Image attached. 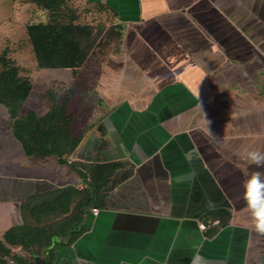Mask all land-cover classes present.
<instances>
[{"label": "crops", "instance_id": "1", "mask_svg": "<svg viewBox=\"0 0 264 264\" xmlns=\"http://www.w3.org/2000/svg\"><path fill=\"white\" fill-rule=\"evenodd\" d=\"M84 1L124 22L94 81L99 123L57 149L0 102V238L34 230L47 264H264L242 199L264 172L246 159L264 153V0ZM48 12L0 0V70L6 56L27 77ZM35 83L20 113L42 117Z\"/></svg>", "mask_w": 264, "mask_h": 264}, {"label": "rangeland", "instance_id": "2", "mask_svg": "<svg viewBox=\"0 0 264 264\" xmlns=\"http://www.w3.org/2000/svg\"><path fill=\"white\" fill-rule=\"evenodd\" d=\"M46 16V23L60 20L61 23L89 26L92 33L89 54L85 63L77 69H40L30 61V55H35L30 41L31 44L24 49L27 60H24L23 72L32 85L38 75L42 76V80L34 86V94L38 97L32 96L30 105H42L48 111L42 117L35 111L28 113H34L31 117L15 111V118L19 122L28 119L35 126L47 129V133L54 125H60L68 136L74 134L75 139L82 138L85 131L99 123L103 106L94 89V81L105 58L119 50L124 22L105 5H90L84 0H70L59 12L49 11ZM34 236L35 231L30 230L24 238L13 237L15 243L0 238V264H33V253H36L37 247Z\"/></svg>", "mask_w": 264, "mask_h": 264}, {"label": "trees", "instance_id": "3", "mask_svg": "<svg viewBox=\"0 0 264 264\" xmlns=\"http://www.w3.org/2000/svg\"><path fill=\"white\" fill-rule=\"evenodd\" d=\"M34 2L48 11L56 13L67 6L70 0H34ZM91 34L89 26L61 23L60 20L56 23H34L28 26V35L33 45L38 68L40 69H77L81 67L89 54ZM1 63L0 102L11 107L13 115H16L15 111H21L33 85L29 78L19 75L20 68L9 61L6 56L1 58ZM33 114L30 113L26 116L31 117ZM19 126L23 127L29 136L34 135L33 133L43 135L47 141L44 143L45 146L47 143L51 145L52 142L57 149L64 148L67 146V137H69L70 146L74 142L71 141V136H68L60 125H54L53 129L48 133L46 132L47 129L35 126L28 119L19 122ZM80 140L81 137L76 139L73 146H78ZM6 240L10 243H15L12 241L11 236L7 235Z\"/></svg>", "mask_w": 264, "mask_h": 264}, {"label": "clouds", "instance_id": "4", "mask_svg": "<svg viewBox=\"0 0 264 264\" xmlns=\"http://www.w3.org/2000/svg\"><path fill=\"white\" fill-rule=\"evenodd\" d=\"M246 159L251 164L264 167V153L260 151L246 152ZM242 187L244 189L242 199L251 212L254 230L259 236H264V172H253L250 178L245 179ZM192 264H206V261L197 254Z\"/></svg>", "mask_w": 264, "mask_h": 264}, {"label": "water", "instance_id": "5", "mask_svg": "<svg viewBox=\"0 0 264 264\" xmlns=\"http://www.w3.org/2000/svg\"><path fill=\"white\" fill-rule=\"evenodd\" d=\"M33 260L35 264H47V262L49 261V254H47L45 258L41 255L33 254Z\"/></svg>", "mask_w": 264, "mask_h": 264}, {"label": "built area", "instance_id": "6", "mask_svg": "<svg viewBox=\"0 0 264 264\" xmlns=\"http://www.w3.org/2000/svg\"><path fill=\"white\" fill-rule=\"evenodd\" d=\"M92 211H93L94 214H98L99 213V209L98 208H93ZM201 226H202L203 229H205L207 227L205 224H202Z\"/></svg>", "mask_w": 264, "mask_h": 264}]
</instances>
